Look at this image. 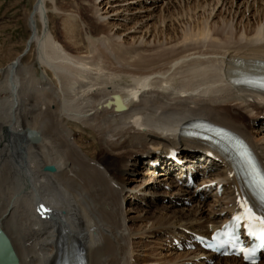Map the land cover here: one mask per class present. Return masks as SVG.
<instances>
[{"label": "bare ground", "instance_id": "1", "mask_svg": "<svg viewBox=\"0 0 264 264\" xmlns=\"http://www.w3.org/2000/svg\"><path fill=\"white\" fill-rule=\"evenodd\" d=\"M221 1L194 0L176 6L179 10L173 13L185 16L190 28L184 27L177 36V43L182 44L179 50L155 51L145 57L110 38H99L88 43L90 57L80 58L54 38L47 27L45 0H35L32 16H28L31 39L26 44L30 41L29 47L34 46L37 63L56 84L38 78L28 66L21 77V55L0 68V230L19 264H58L61 259L76 264L79 248L87 264H134L128 241L135 233L128 231L131 227L126 226L122 211L127 198L122 178L141 156H146V166H150V161L175 159L177 153L193 148L213 151L182 134L190 120L204 119L243 137L264 168V139L253 138L252 118L245 122L232 106L245 100L244 96L264 103V96L232 82L243 75L264 74V17L237 32L230 21L211 18ZM72 25L67 27L71 33ZM168 38L176 42L175 35ZM111 65L115 68L112 74L104 75L102 68ZM116 74H122L121 86L113 80ZM261 106L251 103L247 107L264 121ZM71 121L88 125L96 134V145L82 146L85 155L71 142L66 129ZM193 157L186 158L189 164ZM218 164L217 181L225 184L221 185L223 201L218 213L196 214L195 218L171 211L179 201L173 197L167 201L169 206L144 212L143 220L150 223L147 231L162 229L173 238L193 240L194 233L209 236V225L220 228L230 218L242 189L230 165ZM46 165L55 166V172L44 171ZM144 170L143 174H149ZM168 175L166 171L161 177L171 180ZM168 186L175 185L169 182ZM138 188H145L144 183ZM174 188L167 192L169 196L177 192L192 200L203 195ZM39 204L48 207L47 217L37 215ZM7 259L0 250V264ZM220 261L242 264L232 257Z\"/></svg>", "mask_w": 264, "mask_h": 264}, {"label": "rangeland", "instance_id": "2", "mask_svg": "<svg viewBox=\"0 0 264 264\" xmlns=\"http://www.w3.org/2000/svg\"><path fill=\"white\" fill-rule=\"evenodd\" d=\"M193 1L194 0H45L47 27L54 38L69 51L73 57L83 58L87 56L86 58H89L88 43H90V41H96L99 38H110L114 42L122 44L123 47L130 50L132 49L142 56L150 57L155 51L162 52L169 49L179 50L181 48L182 44L177 43L179 42L177 36L184 27L187 26L188 29L190 28L188 27L187 18L185 16L181 17L180 13H173V11L179 10V7L177 8L176 6ZM232 1L233 3H231V0H223V3L222 1L219 2L218 6H216L215 10L212 12L211 18H216L218 21H230V23L235 26H233V28L236 29L237 27V32H241L242 26H252L255 19L264 17V0ZM34 3L35 0H0V68H5L10 62L14 61L18 55H21L26 48V42L30 37L28 16L32 11ZM238 22H241V26H236ZM71 24L74 25H72L73 30L75 28L74 31L72 30V33L67 28ZM36 27L38 30L42 28L38 21L36 22ZM261 28L264 29L263 25ZM170 35H175L176 42H170L172 41L168 38ZM160 64L162 63L160 62ZM38 65L34 46L31 45L20 60L21 72L19 73H21V77L22 75L25 77L22 70L26 69L28 66V69L31 68L30 70L32 73L38 78L42 76L49 84L55 85L56 79H54L47 69L44 68V70L42 66ZM114 69L112 65L107 66L102 68V73L108 72L107 74H112ZM120 75L122 77V74H118L116 76L118 78L115 79L113 77V80L117 83L119 82L121 86L122 80L120 79ZM149 78H154V75ZM21 86L22 84L20 87ZM106 89H110V86H106ZM242 99H245L247 102L245 100L242 102H233V110L244 116L245 122H249L252 118V123H249L253 129V138L255 140L260 138L261 140L264 139V121L260 118L262 116L255 114L254 110L251 112V108L247 107L248 104L257 103L258 105L262 104L263 106L261 107L264 108L263 101H261L262 103L259 101L255 102L256 100L252 96H244ZM66 129L70 131L72 136L71 142L74 147L82 155H85V150L82 146H92V143L95 145L97 143L96 134L88 125L82 124L79 121H71L66 125ZM83 136L85 138H83ZM81 138H83V140H81ZM193 149L191 150L193 151ZM187 153L188 152L182 154L187 155ZM143 157L144 156H141V160L137 162L134 167L130 166V171L122 178L127 187L123 192L127 198L123 202L122 211L126 213L127 216L126 226L128 225L131 227L128 231L135 233L128 241L132 263L201 264L199 262L203 260H200L199 257L194 258L196 257L194 254L197 252L196 250L188 251L183 249L179 251L172 249L173 237L165 233L162 229H156V232L153 230L150 232L147 231V228L150 227V223L144 221L142 216L146 210L152 211L154 206L158 209L169 206L167 201L172 200L174 197L178 198L179 201L174 203L171 211H180L181 214L187 215L188 217L196 218L198 214H201L199 217H205L208 214L218 213V204L223 201V195L214 191L212 187L211 190H206V193L200 192L203 193V195L199 196V198L201 197L200 199L197 198L199 200L196 198L192 200L185 199V194L178 195L177 192L174 193L176 195L169 196L171 192L167 193L169 191L166 188L169 182L163 181L166 179L161 177V172L152 175L147 169V173L149 174H143L144 169L147 168L146 160ZM220 169V167L214 168L212 170L213 174H219ZM217 177L215 183L220 181ZM160 179H163L162 182L159 181ZM143 183L145 188L136 189L139 184ZM222 183L224 184V182ZM150 191L155 194H161L153 195L149 193ZM134 194H137V196H133ZM202 204H205V206ZM193 210L194 212L196 211L195 214H193ZM174 215L178 216V214ZM139 216H141V218ZM184 217L185 216H183V218ZM208 227H210V225ZM128 231H126V233L124 232V234H127ZM202 231H205V229ZM183 255L188 257L185 258ZM263 260L264 258L261 259V261ZM218 261L217 259H213L214 264H218ZM213 263L210 262V264ZM224 263V261H220L219 264ZM227 263L234 262L229 261Z\"/></svg>", "mask_w": 264, "mask_h": 264}, {"label": "water", "instance_id": "3", "mask_svg": "<svg viewBox=\"0 0 264 264\" xmlns=\"http://www.w3.org/2000/svg\"><path fill=\"white\" fill-rule=\"evenodd\" d=\"M35 3L33 5V8H32V11L30 13V16H32ZM29 39H31V36H30ZM29 45H30V41H28V43L26 44V49L24 50V52L22 53V55H24L27 52V50L29 48ZM16 64L14 63L13 65H16ZM43 169L46 172H55V167L52 166V165L45 166ZM0 250L3 251L4 254H5V256L8 258L7 260H8V263L9 264H19L18 258L15 255V252H14V250L12 248V245H11L8 237L5 235V233L2 230H0Z\"/></svg>", "mask_w": 264, "mask_h": 264}, {"label": "snow or ice", "instance_id": "4", "mask_svg": "<svg viewBox=\"0 0 264 264\" xmlns=\"http://www.w3.org/2000/svg\"><path fill=\"white\" fill-rule=\"evenodd\" d=\"M264 86V85H262ZM262 187H264V180L261 181ZM242 207L245 209L244 211V218L250 220V221H258L261 224H264V217L257 216L251 207H248L247 204H243ZM237 220L241 219V217H236ZM261 239L264 240V232L261 234ZM241 251H246L242 249ZM245 259H248V255L246 253Z\"/></svg>", "mask_w": 264, "mask_h": 264}]
</instances>
